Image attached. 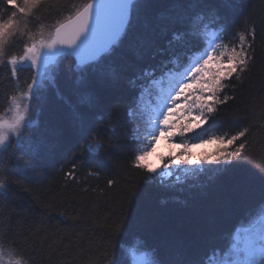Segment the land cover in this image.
<instances>
[{"label":"trees","instance_id":"1","mask_svg":"<svg viewBox=\"0 0 264 264\" xmlns=\"http://www.w3.org/2000/svg\"><path fill=\"white\" fill-rule=\"evenodd\" d=\"M84 2L60 0L57 4L48 0L36 13L38 19L28 18L25 31L38 36L42 29L55 23L58 9ZM170 3L171 0H147V13L133 18L128 37L105 63L106 70L132 74L138 57L144 54L145 41L167 25ZM233 3L229 31L225 33L217 26L202 33L200 51L208 47L206 38L212 33L217 37L214 44L223 45L219 51L230 52L238 44L236 34L251 18L257 26L255 66L242 80L233 77L231 89L225 91L234 99L221 109L215 122H209L210 127L205 126L206 133L200 130L199 138L193 133L182 140L176 137L175 142L197 144L200 138L231 134L248 126L252 129L249 158L259 164L264 161V34L261 33L264 0H233ZM9 14L10 11L6 12L4 18ZM7 43L11 54H20L19 36ZM33 74L34 70L23 68L19 79H14L1 65L0 117L8 110L11 97L25 90V82ZM94 90L100 98L95 118L103 134L105 151L100 157L82 153L83 159L76 161L74 180L66 173L74 156L81 153L73 151L75 139L67 132L73 114L86 110V104L80 73L71 59L59 64L54 86L42 90L31 104L35 115L29 129L33 137L54 141L59 136L61 143L54 149V156L29 170V155L21 152L9 159L11 151L0 154L12 181L0 189V248L11 252L23 264H111L114 259L130 264L126 248L133 245L150 253L152 259L160 253L166 260L186 258L180 255L182 252L205 259L214 246H224L230 239L229 233L245 225L258 203V195L243 197L237 188L238 183L249 182V172L219 177L206 172L201 175L197 189L183 193L162 188L156 180L144 183L141 173L129 166L140 149L132 131L135 117L129 123L125 113L127 100L103 84H95ZM247 167L254 171L251 165ZM90 170L99 174L92 175ZM109 180H115V186H109ZM125 217L129 223L123 232L112 235V226ZM197 247L203 250L198 251ZM109 252L113 255L106 259Z\"/></svg>","mask_w":264,"mask_h":264},{"label":"snow or ice","instance_id":"2","mask_svg":"<svg viewBox=\"0 0 264 264\" xmlns=\"http://www.w3.org/2000/svg\"><path fill=\"white\" fill-rule=\"evenodd\" d=\"M47 2L3 0L0 6V65L16 79L25 65L34 70L20 96L11 97L15 118L8 121L0 118V154L11 151L9 159L21 152L29 155V170H35L36 165L54 156V149L61 143L59 136L54 141L33 137L29 121L35 113L30 105L42 90L54 86L59 64L71 59L80 73L86 110L73 114L67 132L75 139L73 151L81 154L74 156L66 176L75 179L76 161L83 159L82 153L100 157L105 151L103 134L95 118L100 98L94 90L95 84H103L127 100L126 116L131 118L139 114L140 122L147 123L144 128L147 135L134 137L140 143L147 142V148L134 154L129 165L141 173L144 183L156 180L162 188L183 193L197 189L201 175L206 172L216 173L217 177L249 172V182L238 183L237 188L243 197L258 195L257 205L245 225L233 229L225 245L214 246L205 254V259L207 264H264V161L256 164L249 158L252 151L250 127H239L231 134L200 138L199 145L217 142L224 145L212 153L197 155L193 151L198 147L196 143H173L167 155L160 157V165L146 162L162 139L172 141L177 135L186 137L193 133L201 137L200 130L206 133L205 126L210 127L209 122H215L221 109L234 99L225 91L231 89L233 77L240 81L255 66V20L249 18L236 34L238 44L231 47L230 54L219 51L222 44L209 45L200 51L202 33L217 26L225 33L229 31L230 13L235 8L233 0H171L167 25L145 41L144 54L138 57L132 74L126 75L124 71L106 70L104 66L128 37L133 18L147 13V0L72 3L65 5L63 10L58 9V18L50 26L46 38L42 32L37 36L24 31L28 18L38 19L36 13ZM55 2L59 4L60 0ZM18 14L23 19L18 20ZM261 33L264 34V25ZM17 36L22 41V51L18 55L8 51L7 43ZM25 36L27 40H23ZM50 73L55 75L50 77ZM145 97L148 98L147 107ZM129 123L133 121L129 119ZM132 131L139 132V126ZM5 163L0 161V189L12 182ZM248 165L254 171H249ZM90 174L98 175L99 172L90 170ZM107 183L115 186L116 181ZM128 223V217L117 220L111 234L122 233ZM111 255L109 252L106 259ZM180 255L186 258L166 260L156 253V258L146 264H205V259L194 254L182 252ZM16 264L21 261L17 260ZM111 264H121V261L114 259Z\"/></svg>","mask_w":264,"mask_h":264},{"label":"rangeland","instance_id":"3","mask_svg":"<svg viewBox=\"0 0 264 264\" xmlns=\"http://www.w3.org/2000/svg\"><path fill=\"white\" fill-rule=\"evenodd\" d=\"M17 19L21 20V19H23V17H21L18 14L17 15ZM24 31H25V29H24ZM50 31H51V28H49V29L48 28H44V29H42L41 32L43 33V36L46 38L50 34ZM0 67H1V65H0ZM24 68H29V67L27 65H25ZM49 76L51 77L52 73H50ZM14 79H16V78H14ZM20 93L21 92H19L16 96L19 97ZM31 107H32V105H30V108ZM10 109H11V111H9ZM0 118H3L6 121L15 118V104L12 101L10 102V106H9L8 110L6 111V113L4 115H2ZM32 124H33L32 119H30L29 126H31ZM141 125H142V129L139 132H140V136L143 138V137H145L147 135V133L144 132V128L147 127L146 121L144 123H141ZM134 140L138 144V147L141 148L140 149L141 151H143V150H145L147 148V142L140 143L135 138H134ZM173 143L178 144V143L175 142V139L172 140V141H169L167 139L160 140L159 143L156 145V151L152 154L151 157L147 158L146 162L150 163V164H153L154 166L160 165V157L167 155V153L171 150L170 145L173 144ZM223 146L224 145L220 144V142H217V143H214V144L213 143H209L207 145H198V147L194 148L193 151L197 155L207 154V153H212L217 148L223 147ZM211 243H212V240L209 239L208 240V246H210ZM198 248H199L198 251H202L203 250V249H201V247H197L196 249H198ZM126 252H127V256H128V258L130 260V264H142V262H144V264H146L147 261L152 260V256H151L150 253L144 252V251L140 250L137 246H134V245L130 246V247H127L126 248ZM0 253H2V261H0V264H16V260L13 259L12 257H10L8 254L3 253L1 248H0Z\"/></svg>","mask_w":264,"mask_h":264},{"label":"bare ground","instance_id":"4","mask_svg":"<svg viewBox=\"0 0 264 264\" xmlns=\"http://www.w3.org/2000/svg\"><path fill=\"white\" fill-rule=\"evenodd\" d=\"M217 38V37H216ZM216 38H214V34H209V37L207 36V42H206V45L207 46H209L210 45V43L214 40V39H216ZM229 54H230V52H228ZM146 105V104H145ZM146 107H147V105H146ZM132 117H135V119L134 118H132ZM131 118H129V119H131V121H133V119H134V123H135V121H136V123H135V125H134V128L133 129H135L137 126H139V128H140V130L142 129V125H141V122H140V119H139V115L137 114V118H136V116L135 115H133ZM134 133V136H140V132H133ZM184 138H186V137H180V136H177V140H182V139H184ZM198 145H199V143H197ZM139 149H141L140 147H138ZM138 149V150H139ZM141 151V150H140ZM2 251H3V253H5V254H8L10 257H12L13 259H15L16 261L18 260V259H16V257L11 253V252H9L8 250H3L2 249ZM20 261V260H19ZM21 264H23L22 263V261H21Z\"/></svg>","mask_w":264,"mask_h":264}]
</instances>
